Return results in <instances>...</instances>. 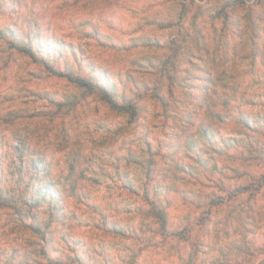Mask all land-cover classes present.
<instances>
[{
  "label": "clouds",
  "instance_id": "1",
  "mask_svg": "<svg viewBox=\"0 0 264 264\" xmlns=\"http://www.w3.org/2000/svg\"><path fill=\"white\" fill-rule=\"evenodd\" d=\"M0 264H264V0H0Z\"/></svg>",
  "mask_w": 264,
  "mask_h": 264
}]
</instances>
